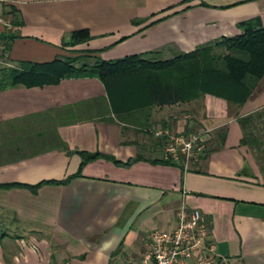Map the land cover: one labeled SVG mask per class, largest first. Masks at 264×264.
Returning a JSON list of instances; mask_svg holds the SVG:
<instances>
[{"label":"crops","instance_id":"crops-1","mask_svg":"<svg viewBox=\"0 0 264 264\" xmlns=\"http://www.w3.org/2000/svg\"><path fill=\"white\" fill-rule=\"evenodd\" d=\"M0 16V70L78 52L165 61L237 37L244 22L264 28V0H6ZM80 30L89 40L70 45ZM184 106L152 121L199 132L205 152L189 169L134 161L138 143L161 151L112 120L97 78L1 90L0 264H141L149 234L174 231L182 209L210 224L213 264H264V76L240 106L213 95L198 114ZM82 152L101 156L82 166Z\"/></svg>","mask_w":264,"mask_h":264},{"label":"trees","instance_id":"trees-1","mask_svg":"<svg viewBox=\"0 0 264 264\" xmlns=\"http://www.w3.org/2000/svg\"><path fill=\"white\" fill-rule=\"evenodd\" d=\"M241 26L244 32L237 37L225 38L165 61H152L144 54L117 60L98 59L93 64L77 66L75 63L80 58L74 57L4 68L0 70V91L17 85L56 84L63 78H97L106 87L114 115L112 120L123 124L124 129L134 128L155 138L152 116L156 108L188 103L206 95L240 106L250 97L264 76V28L252 21ZM89 38L87 30L73 32L70 45L84 43ZM166 139L156 137L153 142L161 156L153 152L147 156V145L138 143L140 150L134 161L181 165L164 159ZM246 141L247 138L243 143ZM81 156L83 166L101 154L82 152ZM40 185L30 188L34 190Z\"/></svg>","mask_w":264,"mask_h":264},{"label":"built area","instance_id":"built-area-1","mask_svg":"<svg viewBox=\"0 0 264 264\" xmlns=\"http://www.w3.org/2000/svg\"><path fill=\"white\" fill-rule=\"evenodd\" d=\"M0 26H9L3 16ZM155 135L167 138L164 159L180 163L185 169L205 152L200 134L173 135L168 129H159ZM209 225L199 209H182L174 231L158 229L149 234L148 251L141 264H213L217 248Z\"/></svg>","mask_w":264,"mask_h":264},{"label":"rangeland","instance_id":"rangeland-1","mask_svg":"<svg viewBox=\"0 0 264 264\" xmlns=\"http://www.w3.org/2000/svg\"><path fill=\"white\" fill-rule=\"evenodd\" d=\"M226 52V51H225ZM87 56H83V53L80 54L78 52L77 55H74L73 57H66L65 59H68V58H71L73 59L74 57H79L80 59L76 61V65L79 66L83 63H87V64H93L94 62L98 61V59H101V58H97V57H92L91 55L88 56V54H86ZM202 98H199V99H196V100H193L191 102H188V103H183V104H177V105H185L184 107H181L178 111L180 114L184 115L187 111L184 110V109H187L188 107L186 106V104H190L191 103V114L194 115V114H198L199 113V107L198 105L200 104V101H201ZM188 113V112H187ZM186 113V114H187ZM155 129V128H154ZM158 130V129H157ZM193 134H199V132H192ZM155 138H156V135H154ZM149 138V136H147ZM3 227H8L9 226H3Z\"/></svg>","mask_w":264,"mask_h":264}]
</instances>
